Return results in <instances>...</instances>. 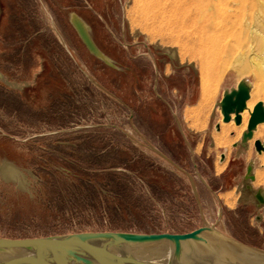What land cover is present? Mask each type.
Instances as JSON below:
<instances>
[{
	"label": "rangeland",
	"instance_id": "obj_1",
	"mask_svg": "<svg viewBox=\"0 0 264 264\" xmlns=\"http://www.w3.org/2000/svg\"><path fill=\"white\" fill-rule=\"evenodd\" d=\"M99 2L111 18L118 44L143 63L136 68L142 71L147 63L159 73L170 114L159 119L149 115L151 107L159 112L161 106L146 104L149 92L144 82L134 81L128 72L100 65L102 80H93L94 85L84 75L89 70L72 52L73 65L90 87L76 84L78 94L67 128L26 114L20 117L16 111L10 114L7 104L0 105V237L103 231L185 234L211 227L264 252V148L258 151L254 145L261 141L264 146L263 126L240 156L228 143L226 171L219 163L222 156H196L194 161L190 156H167L146 137L156 127H165L168 133L183 125L185 101L172 89L182 96L188 75L194 81L196 101L199 87L206 84L207 104L213 110L225 91L240 86L249 91L250 111L258 103L264 106V0H112L105 1L106 7ZM1 19L0 2V24ZM45 20L51 22L48 16ZM36 54V65L29 72L16 74L8 65L0 67V94L6 103L20 98L34 110L48 103L46 95L52 88H42V79L51 69L47 58ZM86 57L83 53L90 71L98 72L99 65ZM119 79L123 82L118 88ZM248 120L240 131L234 129L239 141L243 129L248 134ZM232 126L237 128L234 122ZM106 135L115 136L114 147L121 152L142 158L140 172L120 168L99 173L93 162ZM164 140L172 152V137L166 134ZM5 163L13 164L17 172L4 173ZM108 173L116 175L95 177ZM108 206L124 210L116 215L103 209Z\"/></svg>",
	"mask_w": 264,
	"mask_h": 264
},
{
	"label": "crops",
	"instance_id": "obj_2",
	"mask_svg": "<svg viewBox=\"0 0 264 264\" xmlns=\"http://www.w3.org/2000/svg\"><path fill=\"white\" fill-rule=\"evenodd\" d=\"M39 4V11L47 24V27L55 34L59 42L65 48L70 57L76 62L72 52L80 59L87 68L90 74L84 72L85 77L92 81L97 80L100 82L102 80L103 73L100 70L101 67H105L109 70L115 71L116 73H130L134 81L144 82L145 89L149 92L147 96L146 104H160L161 110L159 112L154 109H150L148 112L149 115H155L157 119L162 114H170L169 109L167 108L163 96V91L159 87V73L155 72L153 68L147 63L143 65V72L136 68L140 64V60H136L129 55L128 50L118 44L116 41L115 30L113 23L109 14L104 9H100L99 0H37ZM106 7V2L112 0H101ZM2 6V17L4 15V4L0 0ZM50 17L51 22H46L45 17ZM76 18V19H74ZM82 23L87 38L91 44L86 41L82 31L77 26V22ZM83 53L87 56L89 60H93L98 66V72L90 71L89 62L83 60ZM140 71L138 74L135 71ZM166 77L172 78L171 76ZM185 89L182 96H179L178 89H172L173 95H178L179 100H184L183 109L181 111L182 119L184 121L183 125L180 123L179 127L176 125L174 130L166 133V128L156 127V131L153 133H146L147 139L150 141V144H153L156 147V150L164 152L167 156H190V160L194 161L196 156H222V159L219 163L224 166V170L229 166L227 162L228 150L226 149L228 142L232 144V147L237 151L236 156H240V153L243 151L250 140L253 139L254 134L250 137L248 134H245L243 127L241 126L242 138L241 141L238 140V131L239 127L242 124H237L235 122V113L230 115L231 120L229 122L224 121V114L222 111V103L225 95L230 94L235 89L225 91L218 101L215 109H211L207 104L208 93L205 96L202 88L199 87L198 90V100L196 101V92L194 88V81L190 80V76L185 77ZM173 80V78L171 79ZM118 88L122 84L123 80H118ZM116 80L114 82L116 86ZM98 87L99 84H96ZM109 88V87H107ZM135 94L139 95L137 86L134 87ZM105 91V90H104ZM106 92H108L106 90ZM204 95V96H203ZM154 119V116H149ZM214 118V121H213ZM199 119V123H196V120ZM186 120V122H185ZM235 123L237 128L232 126V123ZM249 125V124H248ZM237 129V132L236 130ZM239 129V130H238ZM230 130V132H229ZM248 130V126H247ZM254 133V131H253ZM172 137V143L174 150L169 152L164 147V138L165 136ZM228 139V140H227ZM225 141V142H224ZM223 142V143H222ZM257 141H255L256 144ZM254 144V145H255ZM240 148V149H238ZM256 148V147H255ZM163 153V154H164ZM181 167L183 165L178 162ZM217 164L214 162L213 169H217ZM220 172V174L222 173ZM250 171V166L246 167L247 174ZM216 175H219L216 172Z\"/></svg>",
	"mask_w": 264,
	"mask_h": 264
},
{
	"label": "water",
	"instance_id": "obj_3",
	"mask_svg": "<svg viewBox=\"0 0 264 264\" xmlns=\"http://www.w3.org/2000/svg\"><path fill=\"white\" fill-rule=\"evenodd\" d=\"M250 99L240 86L225 95L224 121L241 124ZM264 123V106L258 103L250 116L248 135ZM255 147L264 146L257 141ZM204 227L185 234L82 232L29 238L0 237V264H264V260H233L214 243L202 237ZM192 247L188 248L187 246ZM163 249H159V247Z\"/></svg>",
	"mask_w": 264,
	"mask_h": 264
},
{
	"label": "trees",
	"instance_id": "obj_4",
	"mask_svg": "<svg viewBox=\"0 0 264 264\" xmlns=\"http://www.w3.org/2000/svg\"><path fill=\"white\" fill-rule=\"evenodd\" d=\"M2 1L4 15L0 24V67L8 65L7 67L17 70L16 74H19L20 71L29 72L36 65V53L40 52L47 58L51 69L50 73L42 79V88L45 86L52 89L46 95L48 103L38 110H34L19 96V99L12 98L6 103L4 96L0 94V105L7 104L6 107L10 114L16 111L20 117L26 114L30 118L49 124L59 123L57 126L59 129L67 128L66 121L73 111L75 97L78 94L76 84L81 82V86L89 88L88 80L73 65L65 48L47 27L40 14L37 0ZM114 137L113 135L103 136L102 145L97 146L98 157L93 163L96 164L99 173H106L108 169L120 168L140 172L142 167L138 165L145 164L142 158L131 156L130 153L125 154L119 148H115ZM106 138L109 140L106 141ZM110 145L113 148H110ZM137 157H139V161L136 160ZM115 175L114 173L97 174L95 177L102 176L104 179H110ZM89 192L92 193L93 190L90 189ZM153 193L159 197L156 191ZM120 207L111 208L108 206L103 209L118 215L120 209L124 210L123 206ZM253 233L256 234L254 231ZM241 241L246 242L242 239Z\"/></svg>",
	"mask_w": 264,
	"mask_h": 264
},
{
	"label": "bare ground",
	"instance_id": "obj_5",
	"mask_svg": "<svg viewBox=\"0 0 264 264\" xmlns=\"http://www.w3.org/2000/svg\"><path fill=\"white\" fill-rule=\"evenodd\" d=\"M74 19H76V18H74ZM76 22H77V26L82 31L86 41L90 44L82 23H80V21H76ZM90 47H92L91 44H90ZM92 49H93V47H92ZM174 56H175V54H174ZM245 83H247V82H245ZM203 85H204L203 90H201V91H204L203 93L206 96L207 95V86H206V84H203ZM244 88H246V87L244 86ZM250 107L251 106L249 105V108ZM249 108H248V104H247L245 110L241 114L242 121L244 122V126L246 125L247 118L249 117V119H250V116L253 112V110L250 111ZM260 125L264 127V123L259 124L256 127V129L254 130V133H253L254 135L258 131V128H260L259 127ZM229 132H230V130H229ZM17 170L18 169L13 164H9V163H5V165L3 167L4 173L10 172L13 174L14 172H17ZM250 174H251V172H249V175ZM259 177H260L259 179H261V176H259ZM202 237L209 240L211 243H214L221 251H223L226 255H228L233 260H240L241 258H251V259L264 260V252L255 250V249H253L249 246H246V245H244V244H242V243H240V242H238L232 238H229V237H227L221 233H218L214 229H212L211 227H204V230L202 232ZM187 247L190 248L192 246L188 245ZM159 249H163V247L161 246V247H159Z\"/></svg>",
	"mask_w": 264,
	"mask_h": 264
}]
</instances>
